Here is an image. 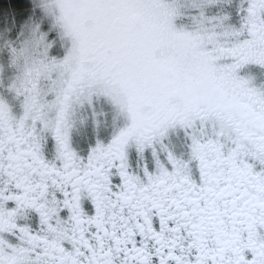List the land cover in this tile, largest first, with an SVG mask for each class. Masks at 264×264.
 <instances>
[{
	"label": "snow or ice",
	"instance_id": "1",
	"mask_svg": "<svg viewBox=\"0 0 264 264\" xmlns=\"http://www.w3.org/2000/svg\"><path fill=\"white\" fill-rule=\"evenodd\" d=\"M0 264H264V0H0Z\"/></svg>",
	"mask_w": 264,
	"mask_h": 264
}]
</instances>
